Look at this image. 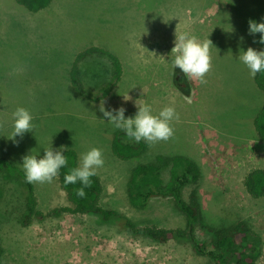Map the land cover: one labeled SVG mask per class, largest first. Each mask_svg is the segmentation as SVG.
<instances>
[{
  "label": "rangeland",
  "instance_id": "obj_1",
  "mask_svg": "<svg viewBox=\"0 0 264 264\" xmlns=\"http://www.w3.org/2000/svg\"><path fill=\"white\" fill-rule=\"evenodd\" d=\"M249 20L264 22V0H53L38 12L18 0H0V156L22 167L25 156L40 159L46 149H75L81 160L98 148L105 161L97 170L104 186L101 204L141 227L178 228L185 219L170 199H154L146 210L131 208L127 180L139 163L159 154H185L203 174L186 187V199L197 190L205 213L217 223L226 224L217 218L222 209L251 218L263 248L259 264H264V197L253 199L244 185L251 170L264 169V141L250 118L264 104V92L238 59L249 47L264 51V44L254 43L260 34L249 35ZM178 26L180 32L212 41L206 83L194 81L193 86L173 67ZM91 46L110 48L122 60L121 80L104 98L102 87L114 79L105 56L81 62L88 85L82 82L76 89L72 83L77 55ZM170 83L178 87L179 98H173ZM139 100L153 115L167 103L179 119L172 121L170 140L149 145L140 159L122 160L111 149L119 129L100 112L101 101L109 111L123 107L127 119L137 114ZM18 107L30 111L34 129L13 140ZM35 186L42 210L70 206L58 177ZM24 194L20 180L0 172V264L209 262L188 240L159 243L98 215L66 213L23 227L18 216ZM198 235L206 238L201 230Z\"/></svg>",
  "mask_w": 264,
  "mask_h": 264
},
{
  "label": "trees",
  "instance_id": "obj_2",
  "mask_svg": "<svg viewBox=\"0 0 264 264\" xmlns=\"http://www.w3.org/2000/svg\"><path fill=\"white\" fill-rule=\"evenodd\" d=\"M21 5L31 12H38L47 8L53 0H18ZM102 55L111 60L113 66V82L102 87V98L108 96L116 84L121 80L123 67L120 58L110 50L91 46L80 52L71 69L72 83L76 89L88 85L87 79L80 68V64L87 58ZM84 76V80L81 79ZM178 75H175L177 77ZM258 88L264 92V73L255 77ZM175 82L177 80L175 79ZM253 126L258 137L264 141V105L258 108ZM64 149L63 154L68 159V166L60 170L58 176L62 189L67 194L70 206L56 207L48 212L39 207L35 184L25 182L24 171L21 166L11 159L0 156V172L20 180L25 186L23 196V210L18 216V222L23 227H30L35 223H44L48 219L61 214L98 215L106 222L115 224L123 231L137 236L149 237L156 242L166 243L171 240L190 241L198 255L208 259V264H259L263 253L261 237L256 231L251 218L237 216L234 210L222 209L217 218L226 224L217 223L214 216L205 213L199 192L193 190L189 199L185 197L188 185L198 182L202 178L200 165L185 154H159L155 159L139 163L131 172L127 180L128 202L135 210H146L154 199H170L176 211L185 219L184 226L178 228H160L157 226H138L122 212L105 208L101 204L104 186L100 175L92 177V187L85 189L86 197L78 198L75 185L65 186L64 176L70 168L79 166V154L75 149ZM111 149L113 154L122 160L140 159L149 149L146 142L135 143L129 141L122 130L115 134ZM245 188L253 199L264 197V169L251 170L244 181ZM206 236L201 239L198 231ZM1 248V247H0Z\"/></svg>",
  "mask_w": 264,
  "mask_h": 264
},
{
  "label": "clouds",
  "instance_id": "obj_3",
  "mask_svg": "<svg viewBox=\"0 0 264 264\" xmlns=\"http://www.w3.org/2000/svg\"><path fill=\"white\" fill-rule=\"evenodd\" d=\"M176 29L175 46L172 49V64L179 68L189 81L206 83L205 77L212 69L210 47L213 46L210 39L201 41L188 32H180ZM260 34V44H264V22L257 23L249 20V35ZM239 61L249 70L250 76L254 79L258 73H264V51H257L249 47L247 51H241ZM188 97H186L187 99ZM128 100V98H125ZM138 112L135 117L125 118V109L106 110L101 101L100 112L110 121L116 129L122 130L129 141L135 143L146 142L149 145L168 141L174 136L172 121L178 120L179 115L174 107H164L158 115L152 114L150 106L141 100L136 102ZM14 140L17 136L23 137L27 132H32L34 125L33 117L29 110L18 107L13 113ZM43 158L38 159L36 155H28L23 158L22 169L25 182L29 184L52 183L60 175V170L68 166V159L63 154L64 149L53 151L46 149ZM103 153L98 148H92L82 154L79 166L70 168L64 176L65 186L75 185L78 182L81 187L74 189V195L78 198H85V189L91 188L92 177L97 175V170L104 166Z\"/></svg>",
  "mask_w": 264,
  "mask_h": 264
},
{
  "label": "crops",
  "instance_id": "obj_4",
  "mask_svg": "<svg viewBox=\"0 0 264 264\" xmlns=\"http://www.w3.org/2000/svg\"><path fill=\"white\" fill-rule=\"evenodd\" d=\"M163 45H164V40H163ZM110 51H113V50H111L110 48H108ZM134 58L135 59H137V56L135 55L134 56ZM121 59V58H120ZM122 61V60H121ZM192 84H193V86H194V80L193 81H190ZM257 85V84H256ZM170 86H171V88H172V93H174L173 94V98L175 97V96H177V98H179L180 97V94H175L179 89H178V87H176L175 85H173V84H171L170 83ZM258 87V86H257ZM181 89V88H180ZM263 92V91H262ZM256 94H258L257 92L255 93V97L257 96ZM165 97L167 96V94H165L164 95ZM161 97H158V101H159V99H160ZM176 102H177V100L175 99V101H174V104L176 105ZM163 104V105H162ZM262 105H264V104H261L260 106H262ZM167 106V103H161L160 104V109H162V108H164V107H166ZM260 106L258 107V108H260ZM258 110V109H257ZM257 110H256V112H257ZM256 112L250 117V118H252V117H255V114H256ZM236 113V112H235ZM254 119V118H253ZM244 126V125H243ZM243 130H245V127L244 128H242ZM246 129H247V127H246ZM248 130V129H247Z\"/></svg>",
  "mask_w": 264,
  "mask_h": 264
}]
</instances>
